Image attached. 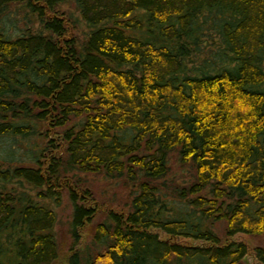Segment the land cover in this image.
<instances>
[{"label": "trees", "instance_id": "trees-1", "mask_svg": "<svg viewBox=\"0 0 264 264\" xmlns=\"http://www.w3.org/2000/svg\"><path fill=\"white\" fill-rule=\"evenodd\" d=\"M236 234L264 238V0H0V264H264Z\"/></svg>", "mask_w": 264, "mask_h": 264}, {"label": "rangeland", "instance_id": "rangeland-1", "mask_svg": "<svg viewBox=\"0 0 264 264\" xmlns=\"http://www.w3.org/2000/svg\"><path fill=\"white\" fill-rule=\"evenodd\" d=\"M107 182L102 178H93L90 180V183L92 184V189L96 193V198L102 202L105 197H108L112 195V193L117 192L115 195L117 197H121L124 195V191L122 189H118L117 187L109 185ZM57 224H56V232L60 239V244L63 250V255L68 251L69 245L71 243V240L67 233V222L70 218V212H71V205L68 202L66 198L63 199L62 203L57 207ZM235 238H238L244 242L247 243L249 248L257 245V244H264V238L260 236H253L248 234H236ZM87 240V236L84 235L82 238V241H80V245L84 244ZM192 241L191 243H193ZM65 252V253H64ZM64 260V258L59 260V263H61ZM247 261L250 264H253L255 262L254 257L251 254L247 255Z\"/></svg>", "mask_w": 264, "mask_h": 264}]
</instances>
